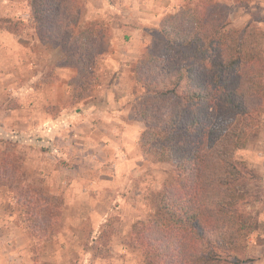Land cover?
Returning a JSON list of instances; mask_svg holds the SVG:
<instances>
[{
  "label": "trees",
  "instance_id": "trees-1",
  "mask_svg": "<svg viewBox=\"0 0 264 264\" xmlns=\"http://www.w3.org/2000/svg\"><path fill=\"white\" fill-rule=\"evenodd\" d=\"M28 1L29 20L0 22L16 33L31 28L41 41L61 46L64 57L49 72L75 66L70 102L90 97L97 60L110 48L107 26L97 21L76 33L75 0ZM229 11L215 0H196L168 14L159 39L134 67L146 91L134 106L145 124L139 147L173 163L181 176L162 190L153 223L132 230V239L148 247V264H241L257 230L245 207L258 199L249 182L257 175L236 152L264 111V49L248 26L232 27ZM0 183L16 197L31 238L53 235L62 199L25 185L6 164Z\"/></svg>",
  "mask_w": 264,
  "mask_h": 264
},
{
  "label": "rangeland",
  "instance_id": "rangeland-1",
  "mask_svg": "<svg viewBox=\"0 0 264 264\" xmlns=\"http://www.w3.org/2000/svg\"><path fill=\"white\" fill-rule=\"evenodd\" d=\"M195 1L191 0L175 11L162 15L158 25L150 24L148 26L145 30L150 39L148 50L159 39L158 31L162 28V23L168 14L182 11L185 5ZM75 3V22L77 24L73 28L76 33L94 25L97 21L102 22V25H106L108 28L106 37L110 40V48L97 60V78L91 96L95 94V91L97 94L108 92L105 87L110 84L112 75L103 68V58L114 48H112L111 40L118 33L115 30L116 20L128 21L131 19L130 17L138 16L140 11H138L139 14L133 11L134 5H103V0H75ZM252 3L254 4L236 6L231 5L230 1H224L222 5L226 9L231 8L229 19L232 27L240 29L248 26L253 43H258L264 49V0H252ZM6 5L14 6V9L6 8ZM127 6L128 8H126ZM135 6L139 7L140 5ZM140 7L142 8V6ZM29 12L28 0H0V19L10 17L29 20ZM31 32L37 35L31 28H26L22 33L8 31L0 22V37L7 33L20 36ZM47 33L49 32L47 31ZM45 44L51 51L49 53L51 56L57 55L60 51L61 59H63L64 50L61 46L51 42ZM97 45L98 47L101 46L100 43ZM53 50L55 54H52ZM139 59H135L133 62L134 67ZM58 61L60 60L48 63L45 72L34 81L32 70L16 73L13 77L16 82L29 83L33 81L34 86H39L42 83L48 85L57 80L49 71H51V67L57 65ZM63 67L69 68L62 74V80L63 78L68 80V84H65L63 90V92L66 91L64 100L59 105L49 103L47 100L44 106L45 112L51 117L47 121L48 123L51 122L50 124L57 120L67 108L81 101L70 102L72 84L78 74L77 68L75 66ZM97 85H102L104 89L98 88ZM110 86L113 87V85ZM137 87L134 91L136 93L134 106L146 93L139 83H137ZM48 89L45 91L46 95ZM113 91L115 92L112 93L114 97L128 94L127 90L116 87L113 88ZM12 92L13 90H6L8 95ZM11 97L9 96L10 100H6L7 103L4 102L0 106V113H5L9 109L18 110L22 108L20 100ZM51 105L56 108H47ZM134 116L136 119L133 118V120L136 121L138 129L142 133L145 124L140 117L136 116V113ZM1 117L2 114H0V120ZM25 120L13 122L12 127L9 126L12 132L21 137L0 136V164H2L0 168L4 164L13 166L21 175L25 185L40 189L50 197L62 199V204L56 218L53 235L46 237L40 235L31 238L28 235L22 212L15 209L16 197L12 194L9 186L0 183V264H148L146 257L148 247L146 248L132 239V230L138 222L148 225L153 223L162 190L181 178L177 167L169 161H156L150 158L141 149L139 152L138 146H136L134 150L132 149L131 154L129 153L134 164L125 169L116 194L110 195L109 189L95 185V188L100 192L98 195L96 194L97 191L89 186L78 188L73 184L75 177L84 172L86 168L90 169L92 164L85 161L81 164H75L74 157H79L78 154L73 157V154L61 146L59 148L63 151L54 153L51 149L52 140L45 138L47 140L44 142V138H40L44 132L46 136L51 138L49 134H46L48 130L44 128L40 130ZM0 126L3 125L0 124ZM263 137L264 111L259 114L257 122L249 132L247 145L236 152V158L244 161L257 175V178H252L249 182L253 188L254 197L257 196L258 199L245 205L254 215L258 225L252 236L264 231V172L262 170L260 172L256 168L257 164L264 163V149L260 148ZM82 155L81 158L85 159L86 155ZM92 157L91 161L96 164L103 162L102 156L98 154H93ZM3 159L4 161L1 163ZM76 208L79 209L81 217H75L71 214ZM89 212L98 213V215L86 218L85 215H89ZM104 213L106 215L101 217L100 215ZM145 244L147 245V241ZM242 259L244 262L241 264H264V246L253 249L248 239V249L242 255ZM166 261L161 259L157 263L167 264Z\"/></svg>",
  "mask_w": 264,
  "mask_h": 264
},
{
  "label": "crops",
  "instance_id": "crops-1",
  "mask_svg": "<svg viewBox=\"0 0 264 264\" xmlns=\"http://www.w3.org/2000/svg\"><path fill=\"white\" fill-rule=\"evenodd\" d=\"M189 1L191 0H103V5H134L132 10L137 14L140 11L138 16L130 17L131 19L128 21L116 20L115 30L118 33L111 40L112 48H114L103 58V68L112 75L110 84L105 87L108 92L97 94L95 91L94 95L67 108L52 124L47 122L51 117L45 112L44 106L47 100L56 105L63 102L66 94V91L63 92V90L65 84H68V80L66 78L62 80V74L69 68L57 66L54 75H57L58 79L48 85L42 83L39 86H34L33 81L45 72L48 63L61 59L60 51L57 55H52L53 58H51L52 56L49 54L51 51L45 42L32 32L20 36L11 33L1 35L0 106L9 99V96H12L20 100L22 108L9 109L5 113H0L2 114L0 124L3 125L0 126V136L19 137L20 135L12 132L9 126L12 127L13 122H22L23 119L40 130L43 128L48 130L46 134H49L51 138L46 136L45 132L40 138H44V142L47 140L45 138L52 140L51 149L54 153L62 152L63 150L59 148L61 146L73 154V157L78 154L79 157H74L75 164H81L83 161L92 164L90 169L86 168L84 172L75 177L73 184L78 188L89 186L97 191L98 195L100 192L95 188V185H100L103 189H109L110 195L114 196L125 169L134 164L129 153L131 154L132 149L134 150L136 146L140 152L141 133L136 121L133 120L136 96L134 91L138 88L134 78L133 62L135 59L141 58L150 46L149 35L145 30L150 24L158 25L162 15L175 11ZM215 1L219 3L230 1L231 5H236L235 0ZM253 4L251 1L245 5ZM135 5H140L142 8ZM6 8L14 9V6L6 5ZM52 54H55L54 50ZM29 71L33 74L32 82H16L13 77L16 73ZM97 86L104 89L102 85ZM114 87L127 90L128 94L114 97V94L112 95L115 93ZM46 89H48L47 95ZM6 90H13L12 95H8ZM25 140L27 142L26 138ZM260 148L264 149V137L261 140ZM82 154L86 155L85 159L81 158ZM93 154L102 156L103 162L96 164L91 161ZM256 168L258 171L264 172V163L257 164ZM71 214L75 217L82 216L77 208ZM96 215L98 213L89 212V215L86 214L85 217ZM105 215L106 213L100 216L104 217ZM11 227L14 228V226ZM249 240L253 249L264 246V231L251 235Z\"/></svg>",
  "mask_w": 264,
  "mask_h": 264
}]
</instances>
